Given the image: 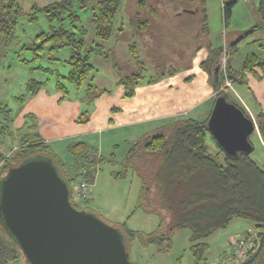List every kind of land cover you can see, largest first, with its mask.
<instances>
[{
  "label": "rangeland",
  "instance_id": "374dc122",
  "mask_svg": "<svg viewBox=\"0 0 264 264\" xmlns=\"http://www.w3.org/2000/svg\"><path fill=\"white\" fill-rule=\"evenodd\" d=\"M191 2L195 9L204 8L206 10L209 30V40L206 41H210L214 49H223L220 58L221 72L227 74L228 64L229 68L234 72L242 73L244 77L245 83L234 82L233 87L231 84V88L228 89L224 88L225 84L223 83L224 94L228 101L245 109L240 100L242 98L251 103L252 113L256 115V118L258 115L264 114V81H260L262 84L259 87L258 78H256V75L261 74L264 78V67L259 66L264 61V29L251 32L261 19V17L258 18L257 11L261 0H234L233 12L227 24L224 19L223 0H191ZM127 9L131 11L133 8H127L126 0H122L116 26H120L122 21L126 25L128 24ZM31 12L32 10L25 14L28 15ZM78 13L82 25L89 32L86 44V48H89L93 43L99 42L91 25V11L88 9L79 10ZM26 15L20 18L11 42L0 40L1 161L15 153V149H18L25 136L31 137V141H33L38 134L44 141L50 139L46 143L53 153H57L62 161H65L63 164L66 166V172L69 179L71 178L73 181L81 169L77 170L68 146L81 142L83 139L93 148L94 151L90 154V158L95 163L91 169L87 168L93 174L92 195L90 202L85 204L82 209L93 213L107 225L121 232L123 227L144 235L155 232L160 219L157 215L147 214L138 208L142 181L136 171L125 165L130 150L134 146V139L139 141L141 138H136L137 136L133 133L136 127L125 129V125H120L126 121L117 120L114 116L105 118L116 105H123L121 100H117V92L121 88L124 90V87L119 85V81L139 68L133 55L129 52V47L138 39L130 38V42H128L126 36L118 38L119 35L114 34L111 40L101 43L106 54H109L110 61L101 56H92L91 63L95 67L93 83L101 89L109 90L110 93L91 102L86 92L89 81L81 89H78L63 79L68 76L70 70L66 63L72 54L70 48L64 47L51 51L53 43L48 42L43 44V50H40L45 37L39 38V36L44 33L50 34L54 24L52 25L43 13H38L37 20L34 22L30 21V16ZM190 17L193 16L184 14L176 18H181L178 20L181 26ZM194 18L198 23L202 18L201 13ZM198 42L204 43L203 41ZM190 44L187 54H191L198 45L197 41L192 40ZM234 44L236 51H234ZM140 49L142 54V48L140 47ZM178 50L177 48L176 51ZM200 51L195 59L204 60L209 55L208 48L204 46ZM178 56L176 53L175 56H172L176 60H170L168 67H162L158 71H156V66L150 64L145 57L141 59L145 71L137 88L160 83L154 87L156 93L153 95V97L158 96L159 102L162 97L167 102L176 96V93L186 89V85L180 80L184 77V67L188 61H180ZM115 63L117 68L114 67ZM245 64L249 66V70L243 73ZM171 69L178 71L176 79H167L169 81L166 82V77L159 78L158 82L150 84L153 78L158 77L157 73L167 72ZM163 80L164 83L161 84ZM35 82L42 84L36 93ZM169 82L177 85L174 86L172 92L165 89L166 83ZM59 84L67 89V94L62 88H59ZM244 88L253 93L252 101H249L250 95L247 100L248 96L246 97L243 93ZM148 90L151 91L152 88ZM121 98L128 100L123 96ZM215 101L216 97L205 105L201 104L195 107L189 117L201 122L207 120ZM163 106L165 107L161 109L152 106L151 117L158 113H169L174 110L172 107L174 105L171 103ZM86 114L90 116L88 122H84ZM95 117H97V123L92 120ZM109 118L115 123V127L110 129H108L110 127ZM163 122H169V119ZM155 124H146V127H151V131H149L152 132L156 127ZM101 127L105 128L101 132H90ZM85 130L89 132L85 137H81L80 134ZM259 134L260 132L258 134L254 132L250 137V142L254 147L251 159L260 167H264V143ZM207 145L212 154L219 151L210 133H208ZM79 161L83 162L82 159ZM118 175L120 177H117ZM72 181L69 184L71 192L75 188ZM73 202L78 204L76 200ZM249 231L258 235L259 242V232L252 223L241 219L233 220L226 229L217 231L202 241L208 245V250L201 261H197L191 251V231L188 229L178 230L174 233L173 245L169 252H159L155 245L144 246L139 238L128 239L125 245L133 264H218L233 249L231 244L236 241L235 236L241 234L244 237ZM0 234L5 237L9 236L1 223ZM254 250L256 249L245 255L241 250L239 263L242 261L240 263L242 264ZM12 251L15 253V258L9 264H26L24 255L18 248H12Z\"/></svg>",
  "mask_w": 264,
  "mask_h": 264
},
{
  "label": "trees",
  "instance_id": "16d2710c",
  "mask_svg": "<svg viewBox=\"0 0 264 264\" xmlns=\"http://www.w3.org/2000/svg\"><path fill=\"white\" fill-rule=\"evenodd\" d=\"M126 2L127 8H133L131 11L127 9L128 24L122 21L120 26H116L122 0H63L43 8L34 6L28 15L18 0H0V40L11 42L21 17L30 16V21L34 22L37 14L43 13L54 25L50 34L39 36L45 37L40 50L48 42L53 43L51 51L70 48L72 54L66 61L70 70L63 79L78 89L89 81L86 92L91 102L110 93L93 83L95 67L91 58L97 55L110 61V56L106 54L101 43L111 40L114 34L119 35L118 38L126 36L128 42L130 38L138 39L129 47V52L139 68L119 81V85L124 87V97L128 99L135 96L145 71L141 59L145 57L158 71L162 67H168L170 60H176L172 56L177 53L180 61H188L184 68L189 69L195 53L205 46L209 55L201 68L208 73L216 98L226 97L222 89L224 76L220 67L223 49H214L206 41L209 40V30L204 8L195 9L191 0ZM234 5V0H223L226 24ZM87 9L91 11V25L99 41L89 48H86L89 32L82 25L78 13L79 10ZM258 11L261 19L251 32L264 29V0H261ZM199 13L202 18L197 23L194 16L197 17ZM184 14L193 17L180 26L178 20L181 18L176 17ZM188 38L198 44L191 54H187L191 45ZM235 47L234 44V51ZM259 66L264 67V61ZM114 67L117 68L116 63ZM248 70L249 66L245 64L243 73ZM177 72L171 69L157 73L158 77L153 78L150 84L161 78L175 76ZM226 75L232 81L240 76V82L245 83L242 73L234 72L228 64ZM35 85L36 93L42 84L35 82ZM59 88L65 94L68 93L62 84H59ZM239 108L251 118L244 108ZM89 118L86 114L84 122H88ZM208 119L202 122L191 118L173 121L143 136L134 144L125 165L136 171L142 181L138 208L147 214L157 215L160 223L157 230L148 235L139 234L126 227L122 228V234L125 240L139 238L144 246L155 245L159 252H169L174 233L188 229L191 231V251L196 260L201 261L208 250V245L202 241L217 231L226 229L233 220L241 219L252 223L259 232V247L242 264H264V167L252 160L251 154L229 157L219 147V151L212 154L207 145ZM256 120L264 143V114L258 115ZM1 127L2 125L0 129ZM35 138L33 141L29 136L22 139L15 153L9 155L0 168V181L9 166H18L30 158L41 156L52 160L62 179L70 184L72 179H69L66 166L60 157L50 150L40 135L36 134ZM68 150L75 160L77 170L94 167L95 161L90 158L94 150L90 145L78 142L71 144ZM71 201L73 203L72 197ZM73 205L81 209L77 204ZM7 237L0 234V264H9L15 258L12 248L16 247L21 251L13 237ZM25 262L29 264L26 258Z\"/></svg>",
  "mask_w": 264,
  "mask_h": 264
},
{
  "label": "water",
  "instance_id": "95a60500",
  "mask_svg": "<svg viewBox=\"0 0 264 264\" xmlns=\"http://www.w3.org/2000/svg\"><path fill=\"white\" fill-rule=\"evenodd\" d=\"M207 125L227 156L254 151L255 121L225 96L216 98ZM0 223L29 264H133L122 232L76 208L69 184L48 158L9 166L0 181Z\"/></svg>",
  "mask_w": 264,
  "mask_h": 264
},
{
  "label": "crops",
  "instance_id": "0c3cea01",
  "mask_svg": "<svg viewBox=\"0 0 264 264\" xmlns=\"http://www.w3.org/2000/svg\"><path fill=\"white\" fill-rule=\"evenodd\" d=\"M18 1L25 12H30L34 6L43 8L48 5H51L53 3L60 2L63 0H18ZM258 18H260L259 11H258ZM209 44H210V41H209ZM200 50L195 53L196 55H194V58L191 62V65H192L191 68L189 69L184 68L185 70V73L183 74L184 77L181 78L180 82L186 85V89L176 93V96H173L171 100L166 102V99H163L162 97L159 102L158 96L153 97V95L156 93V89L154 87H157V85H159L160 83L156 85H151L148 87L137 88L136 95L132 99H128V100L126 99L123 100V98H121L122 96L124 97L123 95L124 90L123 88H121V90L117 92V100L118 99L121 100V103H123V105H119V106L116 105L111 110V113L109 112L105 118H108L109 116L111 118V116H114L117 120L126 121L120 124V125H125L126 126L125 129L136 127L135 130H133L134 131L133 133L137 136L136 138H142L144 135L151 133L150 132L151 127L150 128L148 127L149 128L148 129L146 127V124L156 123L155 124L156 127H154V129L152 130L153 132L154 130L162 127L163 125L170 124L173 121L191 118V116L189 117V115L193 112L195 107H198L201 104L205 105L206 103H208L209 101H211L213 98L216 97V92L214 91V89L209 83L208 73L201 68L202 63L205 61L208 55L205 57L204 60H201L199 58L195 59L197 54L201 52ZM261 75H258V76L256 75V78H258L257 83L259 87L262 84L261 82L264 81V78ZM223 76H224V80H223L224 84L226 83V79H228L230 82L232 81L228 78V76H226V74H223ZM176 77H177V74L172 77H168V78L166 77L165 81L168 82L169 80H173L174 78L176 79ZM167 79L169 80L167 81ZM239 79H240V76H237V79L231 82L232 87H233L234 82H237L238 84H243L240 82ZM162 83H164V80L161 82V84ZM223 85H222V88H223ZM174 86H177V85L169 82V83H166L165 89H168V91L172 92V90L174 89ZM225 86L226 85H224V88L228 89ZM151 88L152 90L149 91L148 89H151ZM243 93L245 94L246 97L248 96L247 100H249V95H250L251 99L249 101H252L253 93H251L249 89L244 88ZM237 98H240V97L237 96ZM240 100L243 106L245 107L246 112L255 121L256 127H257L256 115L252 113L251 103L250 102L248 103V101H245L242 98H240ZM167 103H171L172 105H174L172 106L174 110L170 111L169 113H158L156 115H153V117H151L150 113L152 110L151 109L152 106L153 108L157 107L158 109H161L162 107H165L163 105H166ZM110 118H109L110 127L109 128L107 127L108 129L115 127L114 121ZM168 119H169V122H163ZM92 120H95L96 123L98 122L97 117H95ZM92 120H91V123H92ZM151 120H154V121H151ZM103 128L104 127H101L99 129H93L90 132H98V131L101 132ZM88 132H89L88 130H85L83 131L82 134H80V136L85 137ZM255 132L257 134L259 133L258 127ZM48 140H45V142H48ZM137 141H138L137 139H134V144H136ZM81 142L88 144L87 141H84L83 139H81ZM54 154L58 156L57 153L54 152ZM71 158L73 159V157ZM62 162H65V161L63 160Z\"/></svg>",
  "mask_w": 264,
  "mask_h": 264
},
{
  "label": "built area",
  "instance_id": "2783aa9c",
  "mask_svg": "<svg viewBox=\"0 0 264 264\" xmlns=\"http://www.w3.org/2000/svg\"><path fill=\"white\" fill-rule=\"evenodd\" d=\"M225 85V87L231 88V82L228 79H226ZM8 157L9 155L3 161L0 162V168L4 165ZM72 182L74 183L75 188L71 192V197L73 198V200L77 201V205L80 206V208L82 209L83 206L89 203L91 200L93 174L87 169L82 168L81 172L75 177ZM235 237L237 238L236 241H233V244H231L233 246V249H231L226 254V257L222 258L218 264H234L237 262L239 263V260L241 259V250L245 255L249 251L257 249L259 247V242L257 239L258 235L254 234L253 231H249L244 235V237H242L241 234H237Z\"/></svg>",
  "mask_w": 264,
  "mask_h": 264
}]
</instances>
